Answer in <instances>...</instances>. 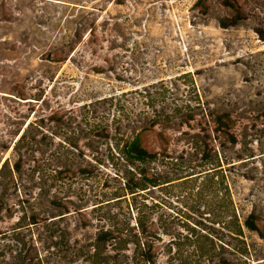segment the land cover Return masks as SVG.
Segmentation results:
<instances>
[{
    "label": "rangeland",
    "instance_id": "obj_1",
    "mask_svg": "<svg viewBox=\"0 0 264 264\" xmlns=\"http://www.w3.org/2000/svg\"><path fill=\"white\" fill-rule=\"evenodd\" d=\"M120 124L162 152L152 172L192 175L119 197ZM4 163L0 264H92L98 230L141 214L155 264H264V0H0ZM233 211L258 229L233 232Z\"/></svg>",
    "mask_w": 264,
    "mask_h": 264
},
{
    "label": "trees",
    "instance_id": "obj_2",
    "mask_svg": "<svg viewBox=\"0 0 264 264\" xmlns=\"http://www.w3.org/2000/svg\"><path fill=\"white\" fill-rule=\"evenodd\" d=\"M234 7V6H232ZM224 25V24H223ZM151 116L145 117L149 119L152 125L164 121H172L173 117H177L175 110H169L166 113V117H161V111L154 109ZM225 115H218L215 122L218 124L216 127L217 131H227L228 123L225 120ZM161 119V120H159ZM226 127V128H225ZM142 130H147L149 127L147 125L140 126ZM135 131V132H134ZM141 131L136 132L135 128L128 130L123 125H118L115 127V132L110 134L108 132V137L111 136L114 139L112 143V148L118 151L119 155L125 159L127 163V170L124 177V190L126 193L119 195V197L131 195L132 205L136 202V198L141 195L142 191L148 192L153 187H160L162 184L170 183L175 179H180L192 175V173H187L185 175L179 176L178 178H172L170 175L166 174L164 176L152 172V167L150 164L156 161L162 152L155 151L152 152L147 149L141 141ZM232 141L236 139L231 136ZM24 138V134L18 139L19 142ZM70 146L78 148L76 142H68ZM111 145V144H110ZM17 148V144L15 146ZM221 164H216L213 162V166L209 167L211 170L207 173H212V169L220 167ZM5 167V163L0 169V174ZM16 169H20V163H16ZM217 170V169H216ZM211 174L210 179L213 178ZM222 179L228 177L227 173H223ZM222 181V180H221ZM229 182L227 180V186H225V196L229 199L228 207H232V199L230 195ZM144 192V193H145ZM138 213H141V208L137 205L135 206ZM134 207V208H135ZM234 219L232 221L233 232L243 236L244 227L250 230H257L258 226L255 222L254 214H251L243 222L239 219L235 211H233ZM156 233L149 228L147 224V217L139 216L137 218L136 224L129 226L127 228H118L116 226L112 227H101L93 241L89 242L82 249H86V257L92 264H155V246L156 241L153 238L156 237ZM196 252L200 255L213 257L214 247H208L204 244L197 242L195 244ZM244 251H248L245 247ZM130 252V254L128 253ZM220 264V263H219ZM221 264H235L232 260L224 258Z\"/></svg>",
    "mask_w": 264,
    "mask_h": 264
}]
</instances>
